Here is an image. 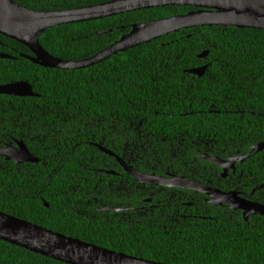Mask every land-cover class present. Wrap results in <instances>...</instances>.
I'll return each instance as SVG.
<instances>
[{
	"label": "trees",
	"instance_id": "trees-1",
	"mask_svg": "<svg viewBox=\"0 0 264 264\" xmlns=\"http://www.w3.org/2000/svg\"><path fill=\"white\" fill-rule=\"evenodd\" d=\"M13 1L55 12L113 0ZM194 10L156 8L62 25L48 30L40 42L56 58L81 61L114 44L135 24ZM205 51L208 57L199 58ZM0 53L12 57L0 58V86L28 82L37 95H0V147L22 141L40 159L18 164L0 157L1 212L154 262L264 264V217L245 221L240 211L207 204L199 193L171 202L160 195L157 208L145 215L100 212L122 202L110 201L114 176L102 169L113 168L127 146L146 161L171 163L183 175L182 162L216 168L198 154L225 157L237 151L236 144L245 153L264 143V30H182L77 71L33 64L26 46L3 35ZM206 65L203 77L189 72ZM253 160L261 167L264 151ZM139 200L123 206L138 207ZM0 264L64 263L0 240Z\"/></svg>",
	"mask_w": 264,
	"mask_h": 264
},
{
	"label": "water",
	"instance_id": "water-1",
	"mask_svg": "<svg viewBox=\"0 0 264 264\" xmlns=\"http://www.w3.org/2000/svg\"><path fill=\"white\" fill-rule=\"evenodd\" d=\"M165 7H190L196 10L175 17L135 24L128 34L114 44L81 61H64L56 58L46 51L40 42L41 37L48 30L58 26L98 21L127 13ZM206 26L264 30V0H113L99 5L55 12H38L22 7L13 0H0V35L26 46L33 54L26 58L33 64L61 71L88 69L107 61L118 53L127 52L172 33ZM208 55L209 51H205L199 58L205 59ZM0 58L12 59L9 55L1 53ZM207 68L206 65L189 72L203 77ZM0 95L37 96L28 82L0 86ZM102 150L114 156L113 153ZM263 150L264 143H259L252 148L249 155L233 158L232 161H245ZM0 157L18 164L40 162V159L35 157L22 141L17 142L16 147H0ZM116 158L142 183L191 189L204 193L211 197L209 202L214 206L228 205L235 211L243 210L245 221H248L250 216L264 217V205L246 201L238 197L236 192L223 193L179 177L167 180L156 176H144L126 167L119 157ZM203 159L222 167L226 163L208 155L203 156ZM46 206L49 205L46 204ZM0 240L64 264H165L101 248L1 211Z\"/></svg>",
	"mask_w": 264,
	"mask_h": 264
},
{
	"label": "flooded vegetation",
	"instance_id": "flooded-vegetation-1",
	"mask_svg": "<svg viewBox=\"0 0 264 264\" xmlns=\"http://www.w3.org/2000/svg\"><path fill=\"white\" fill-rule=\"evenodd\" d=\"M191 142L193 143V146H195L194 143H196V141L193 140ZM15 145H17V143ZM135 147L136 148L138 147L139 150H142V147L139 146H135ZM253 147L254 146L249 148L248 152L241 153L240 145L236 144L237 151L232 154L226 155L225 157L210 156V157H217L222 161L226 162L223 167L220 166L219 164L211 163L205 159L204 160L207 163L216 166V168L213 166L208 167L205 164H202L197 161L182 162L180 164L183 165L184 170L186 172L183 175L177 174L174 171L171 163L162 162V161H157L152 163L151 161H146L144 160V157H140L139 155L133 154L132 151L134 150L128 148V146L121 154L120 159L124 161L126 167L144 176H156L167 180L172 179L174 177L184 178L191 182L208 186L215 190H219L223 193L236 192L238 197L246 201L264 205V164L261 167L257 168L256 162L253 160V158L257 154L251 158L246 159L245 161H236V162L232 161L233 158L244 157L249 155L252 152ZM206 148L207 150L210 149V145H208L207 143H206ZM219 150L221 151L222 154L223 152H226V149L223 148ZM198 152L201 153L200 150H198ZM206 152L208 153L209 151ZM198 156L203 158V156L205 155L198 154ZM113 166L114 167L111 168L108 165L106 167L108 169L104 168L102 170L104 172H107L104 174L114 176L113 179L110 180L109 187L111 192L114 193L115 195L113 196L111 194L110 201L120 200L122 202L118 203L119 205L118 208L113 206L114 204L112 203L108 204L103 208H100V212L112 213L116 211L117 212L121 211V213H125V211H134L137 212L138 214L145 215L154 212V210L157 208L154 201L155 199H159L158 196L160 195L170 196L169 202H171L175 197L182 199L179 197V195L186 196L189 194L188 192H193V194L194 193L201 194L203 196V199L205 200V203L211 204L209 202L211 197L204 193L194 191L191 189L166 187V186H158V185H150V184L142 183L138 181V179L135 178L133 175H131L126 170V168L122 166L121 163L118 162V160H117V164ZM189 174H192L193 177L199 179L193 180L188 177ZM132 199L134 200L140 199L137 202L139 203L138 207H132V204L123 206L126 203V200L131 201ZM94 201L96 203L99 202V200L96 198H94ZM157 203H158V207H160L161 201H157ZM89 205H91V202H89ZM189 205H192V203ZM215 207H229V206L223 205V206H215ZM237 211H240L244 217L243 210H237Z\"/></svg>",
	"mask_w": 264,
	"mask_h": 264
}]
</instances>
